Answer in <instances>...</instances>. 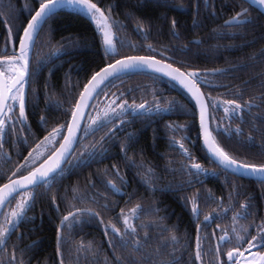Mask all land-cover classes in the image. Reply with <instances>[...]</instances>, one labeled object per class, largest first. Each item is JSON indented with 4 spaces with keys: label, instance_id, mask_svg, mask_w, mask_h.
<instances>
[{
    "label": "snow or ice",
    "instance_id": "snow-or-ice-1",
    "mask_svg": "<svg viewBox=\"0 0 264 264\" xmlns=\"http://www.w3.org/2000/svg\"><path fill=\"white\" fill-rule=\"evenodd\" d=\"M248 6L245 7L244 5ZM65 7H71L77 11L84 12L91 21L96 24V32L100 37L101 47L103 48L104 59L107 61L103 66L93 69L89 78L83 83V89L79 92L78 99L74 101V107L70 105L68 109L64 111V116L69 117L63 123L51 127L48 130L49 119L46 116L40 117V124L45 131L48 132L44 136L43 140L36 143L35 147L28 152V156L24 157L25 163L20 164L15 169L4 168L0 169V182H3L0 186V216L4 217L2 223H0V248H3L5 252L8 251V242L11 235L14 234V230L20 226L22 222H26L30 219L28 212L34 205L38 193V189L45 187L51 189V187L60 182L68 172L73 168H78L90 162L96 155L101 154L107 149L103 146V140L105 138H111L114 135L118 126L114 124V121L119 120L120 124L126 123L122 118L126 115L143 116L155 112H169L177 108L187 111L183 105L177 104L175 101L168 102V106L162 108L160 103L155 102L154 106H148L145 103L139 105L133 103L129 105L128 100L124 98V93H120L119 96L116 93H109L110 87H116L115 81L122 80L123 77L131 73H143L148 71L149 73L159 78L160 76L167 77L171 81L176 82L184 89L190 98L194 101L195 108L199 109V135L203 142V148L205 149V155L209 158L210 162L215 164L217 168L221 170V173H230L235 171L237 173L247 174L258 178L259 183L264 186V146L261 151L256 155L260 157L259 160H249L247 158H240L238 155L233 154L226 150L222 145L219 137L224 135L229 138L232 133L237 136L243 135V129L237 126L235 129L231 127L230 121L232 119H238L242 124L246 123L244 113L248 112L251 115V109L258 105H254L252 101L239 102L237 99H217L210 94L202 91V87L210 86L209 76H224L231 70L243 69L247 65H236L233 69H216L212 73L201 72L191 68L190 65L185 64L183 61H177L171 56H165V52L170 51L167 47L162 48L159 52L152 45H147V51L149 55H123L121 56L120 49L128 47L132 51H139L135 45L126 43L123 40H119L113 29H119L124 27L119 21L113 18L111 6L102 8L98 6V2L93 0H38V8H29L30 18L27 20L26 26H22V34H16L9 26L7 29L8 39L5 42V54L0 57V159L5 163L11 162V156L7 153H3V147L5 136L11 137L17 136V140L21 138L17 135L18 132L26 131L25 122L27 121L26 106L28 89L33 81L35 75L38 74L39 69L36 71L32 67V57L37 47L40 33L43 30L44 25L52 19V17ZM259 9L264 12V0H242L239 5V10H234V15L230 19L224 22L221 28L224 29H243L248 25H255L259 19H264L261 12H257L253 15V11ZM34 12V14H32ZM128 18L133 19L134 16L130 12ZM194 26H199L196 20L193 21ZM177 22L172 21V35L174 39L179 40L180 34L176 31ZM137 31L143 32L144 29L139 20H137ZM214 38L220 39L224 36H231L235 38L239 35V32H227L217 31ZM51 33V29H49ZM8 41L12 42L11 54H8ZM195 43L202 44L203 41H195ZM18 45V46H17ZM119 46V47H118ZM187 46H185L186 48ZM183 49H178L182 51ZM53 55L63 54L60 49H56ZM157 55L160 59H157ZM261 62H264V49L258 54ZM251 57L250 59H255ZM38 63H43L38 61ZM174 64H179L175 66ZM264 75V74H262ZM79 86V82L76 85ZM216 87H222L223 85H215ZM259 87L264 88V80L261 81ZM111 95L115 97L111 101L115 104V108H111L110 111H105L103 117L97 115L93 117L87 112L89 108L95 109L97 104L94 101H98L100 96ZM260 99L264 102V95L254 98ZM121 101V103H117ZM223 110L228 123L225 124L223 120H218L215 113L218 109ZM18 109V114L17 113ZM119 109V110H117ZM87 116L88 123L85 122ZM256 117H253V127L257 131L261 132L264 136V127H257ZM264 124V120L261 121ZM109 124H113V127L109 129L105 137H101V140L95 142L89 147L84 145L83 141L79 139L80 134L83 137H88L97 131L106 128ZM173 132H187V126H168ZM66 131V134H65ZM29 135L32 133L29 131ZM187 136L181 138V142L173 140V146H177L187 163L181 165V170L187 171L191 176L199 177L201 175H208L209 170L203 167L199 162H196L195 157L188 147L185 146L184 140ZM248 142H253L254 137L249 135L247 137ZM135 141L133 134L128 136V144L122 146L125 159L127 160V148L131 143ZM22 142L27 145V137L22 139ZM46 142L52 147L46 151L41 152L40 149L46 145ZM83 146V151H80L76 155H72L75 151L74 146L77 143ZM100 145L97 149L96 144ZM58 144V147L55 145ZM35 153V155H34ZM42 161V162H41ZM38 164V166H37ZM131 166L135 167L134 163ZM139 167H144L140 165ZM116 178L123 184L125 177L121 175L119 169L113 165ZM25 172L27 174H25ZM9 173H11L9 175ZM153 170L151 168L146 169L145 183H151L153 178ZM212 175H218L213 172ZM199 182V181H198ZM192 182L189 181V184ZM107 186L115 192L120 191V187L113 183L112 180L107 181ZM237 185H233L232 191L239 195ZM155 190V189H153ZM168 190H171L169 188ZM77 191V189H73ZM19 197V200L16 198ZM81 202L84 198L80 197ZM208 199H214L209 193ZM231 200V194L229 195ZM251 197L247 199L245 203L239 205L242 210L240 213H236L233 216V220L240 218H247V216L253 213L249 211L252 207ZM185 206L191 203V214L199 221L201 215L198 194L192 198H184ZM16 201L15 207L12 208L13 202ZM52 202L56 204V198H52ZM95 202V201H94ZM217 203H220L217 201ZM74 207V206H72ZM107 210V205H102ZM5 209H9L5 211ZM140 206L132 208L129 212L125 213L121 209L119 218L122 220L123 230L117 227L115 223L109 221L105 223L101 217L100 212L91 208H75L74 211L69 210L67 215H64L59 225L57 226L56 237V254L60 257L59 264H65L63 258L62 249L64 245L68 244L71 230L77 224H83L85 221L82 219L84 216L88 217V221L96 220L100 224L104 225V235L108 237L107 243L113 249L114 253L117 248L128 250L133 253H139L145 247V243L138 238L137 227L132 221L139 218L138 212ZM159 211V209H157ZM227 211V210H226ZM219 216H204V223H196V250L194 256L191 258V264H204L203 256L205 255L204 249L201 244L200 233L203 228L209 226V223L215 219H219ZM166 217L160 218V226L163 225V221ZM141 227H145L141 225ZM150 227V226H149ZM252 225L242 226V231L246 233L245 236L237 235V244H233L232 247L225 252V248L229 244H232L231 238L225 235L219 236V243L217 244L214 256L215 264H264V223L255 225L256 232L252 234L250 228ZM68 231L69 235L65 236L64 232ZM163 232H170V240L173 245L179 244V238L175 235L173 230L167 227H161ZM235 231V229H233ZM223 231V230H221ZM214 235V234H213ZM18 236L17 239H22ZM148 238L147 232H145V241ZM247 244L248 247L241 251V247ZM91 243L87 246L91 249ZM84 245H80L77 248V252L84 249ZM253 249L257 251L253 252ZM24 249H21V255L24 253ZM157 256L160 259H152L150 255L143 256L142 259L146 264H181L182 257L175 255V250L168 252L165 250L161 252L157 249ZM15 246L13 247L12 254L7 259V264H25L23 259L18 260L15 254ZM251 253V259L244 257V253ZM167 257H170L167 258ZM244 257L243 262L241 258ZM115 264H125L120 256H114ZM2 264V262H0ZM30 264V261L28 262ZM105 264L108 261L105 260ZM128 264H139V260L132 258Z\"/></svg>",
    "mask_w": 264,
    "mask_h": 264
},
{
    "label": "trees",
    "instance_id": "trees-1",
    "mask_svg": "<svg viewBox=\"0 0 264 264\" xmlns=\"http://www.w3.org/2000/svg\"><path fill=\"white\" fill-rule=\"evenodd\" d=\"M221 1L223 3L231 2V0ZM93 2H98V6L102 8L111 6L113 18L120 23L129 19L128 13L131 12L134 16L132 20L141 21L142 27L145 29L151 28V32H153L155 28H165L166 31V26H171V24L167 25L162 21L177 19L178 22H180L179 25L182 27L184 34L189 35V37H191L192 34L193 21L196 19L194 17V6L200 4L199 1L196 0H93ZM238 2L240 4L242 1L233 0L232 6L229 7L238 6ZM214 3L215 7L218 9V0H209V9H211ZM171 5L174 6L171 7ZM202 5L204 6V0ZM176 6H188L187 15L179 13L176 10ZM244 6L248 5L245 4ZM29 8H38V0H0V57L5 54L4 50L5 42L8 39V27L10 26L14 33L22 34V26H26L27 20L30 18ZM226 8L228 7L222 9L224 11L223 15L217 10V17H213L211 11L202 17L199 15L197 20H200L204 24L205 37L200 50L205 52V57L202 64L193 56H189L186 60L194 65H201L202 68L210 70L218 68L233 69L236 65H247V67L243 69L229 71L228 73L230 74L235 73L233 79L221 76L220 82L222 84H230L231 86V83L235 81L236 85L238 83L242 84L245 81H248L249 85L250 81L251 88L249 89V99L254 105H258V107L254 106L251 109V115H249L248 112L243 114L246 123L242 124L238 119H232L230 121L233 129L237 126L243 129L242 136H237L235 133H232L229 138L221 135L219 139L226 150L238 155L240 158L259 160L260 157L256 154L259 153L262 146H264V136L253 127L252 121L253 117H256L255 123L257 127H264V124L261 123V121L264 120V102L260 99H254L264 95V88L259 87L260 83L258 80L252 79L261 71H264V62H261L258 57V54L264 49V19H259L258 17L257 24L248 25L245 29L241 30V33L235 38L227 37L221 40L216 39L214 38L216 36L214 30L218 31L222 29V21L230 16L228 15L230 10ZM257 12V10H254L253 15H256ZM32 14H34V12ZM220 17H224V19ZM49 29H51V33H49ZM56 49H60L63 54L53 55L52 53ZM11 50L12 42L8 41V54H11ZM127 52L128 51L125 50L122 54L126 55ZM131 54L132 53H129L127 55ZM251 57L256 58L250 59ZM38 61H42L43 63H38ZM105 63H107V61L104 59L103 48L101 47L100 37L96 32V26L85 14L73 9H64L55 14L48 24L44 25L32 57L33 70L36 71L39 69V71L38 74L34 76L30 88L27 90L29 124H31L35 132H37V136L35 137L37 138L36 140L44 138V136L48 134L40 124V117L43 115L49 119V131L51 127L58 123H63L66 119H70V116H64V111L68 109L70 105L74 107V101L78 99L79 92L83 89V83L90 77L92 70L103 66ZM132 74L137 73H131L129 75ZM236 76L238 80H236ZM216 78L218 79V77ZM78 82L79 86L77 87L76 85ZM230 86L224 91H228ZM240 87H242V85ZM110 88L112 89V87ZM154 90L151 81L141 79L129 80L119 85L112 92L116 93L117 91V93L122 92L125 94L129 92L132 94L139 93L137 99L147 101L150 99V95H153ZM94 103L97 104L95 109L98 112L101 109H105L108 105L103 95L99 97L98 101H94ZM141 103H145L148 106H154L155 104V102H135V104ZM159 103L160 105L164 104L168 106V102ZM176 103L185 106L188 110L184 111L179 108L175 110H178L180 113H188V116L183 119L184 121L180 119L175 120L173 117H170V123L175 125L174 121H176L180 125L187 126V133L195 141L196 151H201L204 154V165L206 168L212 167L214 172L218 173V175H214L211 180L205 183L203 204L205 212L207 211L208 213L214 214V216H219L220 218L216 219L215 222L228 230V234L231 236L232 241V244L228 245L230 249L233 244H237V235L247 238L246 233L242 231V226L252 225L250 231L252 234H255V225L264 223V186L258 181L239 178L230 173H221V170L206 157L205 149L203 150L201 147L200 135L198 132L199 120L194 104L192 102H187L186 105L183 102ZM91 110L92 108H90L89 112H91ZM215 115L218 120H223L225 124L229 122L222 108L218 109ZM152 120L153 119L147 115H145L144 118H132L127 128H129L131 134L134 136L138 134L139 143L136 144L135 148L137 147L140 149L141 153H145L147 158H149L150 155L156 158V164H158L157 172H160L163 178H166L174 185L176 181L178 182L183 178L186 171L181 170V168H176L175 165L169 164L168 158L164 159L152 149L154 144H156L155 146L158 152H162L159 149V146H162L161 142L157 140L155 143L152 142V133L154 134L157 132L160 134V132L163 131L162 125L155 130V128L152 127ZM101 131L102 130L95 132L94 135H100ZM249 135L254 137L253 142H248L247 137ZM128 136L129 135H127L126 143L128 142ZM97 138L101 140V136ZM80 140L83 141L84 145H87L86 137L82 136ZM80 151H83V146L78 142L74 154H78ZM135 153L136 150L134 155ZM169 156L175 157L173 154H169ZM148 164L149 163L146 165ZM104 176V167L101 166L98 161L92 162L91 165L86 163L78 168H73L61 180L60 194L64 196L86 195L87 188L89 187L87 181L90 178H102ZM233 185L239 186L238 196L236 192L232 191ZM73 189H77V191H73ZM209 193H211L214 199H208ZM230 194L232 197L231 200L229 199ZM249 197L252 198V207L249 211L253 214L247 216V218L233 220V216L242 211L239 205L245 203ZM163 200L164 202H159L158 198L155 202L156 207L159 208L161 212L156 216V232L152 235L147 233L148 238L145 241L148 246L147 252H149L147 255H150L152 259H160L161 257L157 256V249H160L161 252L165 250L172 252L175 250V255L182 257L183 261L181 260V264H191V258L194 256L196 250V246H191V244H195L193 240L196 234L194 232L192 236V232L190 231H179L175 233L179 238V244L173 245L170 240V232H159L162 231L161 227L168 226V221L166 222V219L163 221V225L160 226V218L165 217L164 214L166 212L164 210L166 209L168 213L174 212V217L179 220L181 219L180 221L183 222L182 224L186 223L187 226V222L189 221L187 215L184 213L183 209L180 208L175 198L164 196ZM217 201L222 202V205L217 203ZM233 229H235V231ZM213 232L214 230H212V228H205L204 230V264H215L214 251L218 242L216 243L213 239ZM45 234L48 237L44 250L48 255H53V228L49 226ZM247 247L248 245L244 244L241 250ZM64 254L68 258L66 264H71L70 261L74 258L73 252L66 251ZM111 258L112 256L110 255L109 259ZM167 258L170 259V257Z\"/></svg>",
    "mask_w": 264,
    "mask_h": 264
},
{
    "label": "flooded vegetation",
    "instance_id": "flooded-vegetation-1",
    "mask_svg": "<svg viewBox=\"0 0 264 264\" xmlns=\"http://www.w3.org/2000/svg\"><path fill=\"white\" fill-rule=\"evenodd\" d=\"M199 1L200 4H196L194 6V17L196 18V22L199 26H194V23L192 24V34L191 37L189 35L184 34L182 27H180L177 19L172 20H164L162 22H165V24L171 26H166L165 28H155L153 32H151L150 29H144L143 32H139L136 30L137 28V20L127 19L121 22V24L124 26L122 28L113 29V32L115 33V36L119 40H123L126 43H131L132 45H135L137 49H140L139 51H132L130 48L125 47L120 49V53L122 54L125 50H127V54L132 53L131 55H149L147 51V45H152L154 48L157 49V52H159L162 48L167 47L170 49V51L165 52V56H171L177 61H183L185 64L190 65L191 68L196 69L201 72H207L211 73L216 69H205L202 68L201 65H194L190 63L188 60H186L189 56H193L194 58L198 59L200 63L202 64V61L205 57V52L203 50H200V47H202V44H197L195 41H204V24L200 20L198 21V17H202L203 15H207L210 11L213 17H217V10L221 13V15L224 14V11L222 9H225V7H228L226 9H229L230 12L228 15H230L227 19L222 21V25H224V22L231 18L232 15H234V10H239L238 6L240 5L238 2V6L236 7H229L232 6L233 0L231 2H222L221 0H218L219 6L218 9L215 7V3L209 9V0H204V6L202 5L203 0H196ZM206 1V2H205ZM217 1V0H215ZM242 1V0H241ZM174 5H171V7ZM176 10L181 13L182 15H187L188 12V6H176ZM247 7V6H245ZM238 8V9H236ZM216 9V10H215ZM257 10V9H256ZM258 11V10H257ZM259 12V11H258ZM262 14V13H261ZM263 15V14H262ZM222 18V17H220ZM219 19V18H217ZM224 19V17L222 18ZM175 20L177 22V28L176 31L180 34V39H174L172 35V21ZM183 20V19H182ZM180 20V21H182ZM141 22V21H140ZM184 26V25H183ZM245 29V28H243ZM243 29H220L218 31H227V32H239L241 33V30ZM166 32V33H165ZM143 34V35H142ZM189 37V38H188ZM231 36H224L223 38H227ZM222 38H220L221 40ZM185 46H187L185 48ZM119 47V46H118ZM218 47V46H216ZM220 48V47H219ZM178 49H183L182 51H178ZM126 54V55H127ZM123 55V54H122ZM121 55V56H122ZM157 59H160V56L157 55ZM175 66H179V64H174ZM223 69V68H218ZM264 71H261L259 74H257L255 77H253L252 80H258L259 83H261L262 80H264ZM225 77H229V79H233L235 77V73H227L224 75ZM218 77V79L216 78ZM237 77V76H236ZM149 80L153 84L154 87V93L153 95H150V99L147 101H142L137 99L139 93H124V98L128 100L129 102H183L185 105L187 102H192L190 97L188 96L187 92L182 89L179 84L171 81L167 77L160 76L159 78H156L151 73H137L132 75H127L122 78V80L115 81L116 87L109 88V93H112V91L117 88L119 85L126 83L129 80ZM238 80V77L236 78ZM210 86L202 87V91L205 93L210 94L212 97L217 99H237L239 102L244 101H251L249 99V89L251 88V83L249 81H245L242 84H235V82L230 84H222L221 76H209ZM215 85H223L222 87H216ZM242 85V87H240ZM230 86V89L228 91H224L228 89ZM120 93H117L116 95L119 96ZM106 98V102L108 105L105 107V109H101L99 111H110L111 108H115L116 105L112 104L111 101L115 99V97L111 96L110 94L108 96H104ZM259 97V96H258ZM121 102V101H117ZM132 103H129L131 105ZM139 105V104H137ZM147 105V104H146ZM162 108L167 107L164 104L160 105ZM119 110V109H117ZM97 112L96 109H92L91 112H89L91 115L95 114ZM18 114V109L17 113ZM26 115H27V121L25 122V128L26 131L18 132V136L21 138L20 140H17V136L13 135L11 137L5 136V143L3 147V153H7L9 156H11V162L5 163L4 160L0 159V169L4 168H11L15 169L20 164H24L25 160L24 157L28 156V152L32 150V148L35 147L36 143L43 140V138H40L39 140H36L35 138L37 136V132H35L34 128L31 124H29V114L27 111L26 106ZM148 117L153 119L152 127L157 130L161 125L163 127V131L158 134L154 130V134L152 133V142L155 143L156 140L160 141L162 146H159L160 151L158 152L156 148V144H154V151L158 153L161 157L164 159H167L169 161V164L175 165L176 168H181V165L184 163H187L185 157L181 153V151L177 146H173V140L176 142H181V138L183 136H187V139L183 142L185 143V146L190 149L193 156L196 159V162H199L203 167L206 168V166L203 163L204 154L201 151H196L195 149V141L189 136L187 132H173L168 126L171 125L173 127L175 126H184L180 125L178 122H175V125L171 124L169 119L170 117H173L175 120H181L187 118L188 113H180L178 110H173L169 112H155L153 111L151 114H146ZM143 116H137V115H126L122 119L126 121L123 125L120 124L119 120L114 121V124L118 126L117 130L115 131L114 135H111V138H105L103 140V146L106 151H103L101 154L96 155L90 162H88V165H91L92 162L98 161L101 166L104 167L105 176L102 178H90L87 181V185L89 186L87 188V194L83 196H76V195H61V188H60V182L53 185L51 189H47L45 187H41L38 189V193H42L37 195V199L32 206L31 210L28 212V217L30 219L26 222H22L18 228L14 230V234L11 235V238L8 242V251L5 252L3 248H0V262L2 264H7V259L10 257L13 251V247L15 246V254L18 260L23 259L25 261V264H28L30 261V264H59L60 257L56 254V237H57V226L60 223L61 218L64 215L68 214L69 210L74 211L75 208H91L95 211L100 212L101 217L105 221V223H108L109 221L116 224L117 227L121 228L123 230V224L122 220L119 218V214L121 209L125 211V213L129 212L132 208L136 207L137 205L140 206V211L138 212L139 218L132 221L133 224L137 227L138 232V238L141 239L143 243H145V247L142 249L139 253H133L130 249L124 250L117 248L115 250V253L113 249L108 245L107 240L108 237H105L104 235V225L100 224L96 220L88 221V217L84 216L82 219L85 221L83 224H77L72 230L71 235L69 236V242L68 244L64 245L62 252H63V258L66 262L68 261V258L64 254L66 251H72L74 254V258L70 261L71 264H105V260L108 261V264H115L114 256H120L122 260L125 262V264H128V262L132 258H136L139 260V264H146V262L142 259L143 256H146L148 250H147V243L145 242V236L144 233L147 232L150 235L154 234L156 232L155 224H156V216L158 213L161 212L159 208L156 207L155 202L159 198V202H164L163 197H173L176 199L178 205L180 208L183 209L184 213L187 215V218L189 221L187 222L188 225L182 224L183 222L179 219H176L174 217V212L168 213L167 209L164 210L166 213L164 214L166 217V222L168 221L167 228L170 230H173L175 233L181 231V232H192V236L195 232L196 233V223H200L203 225L204 223V216L210 215L214 216L212 213L205 212L203 200H204V193H205V183L208 182L213 178L214 175L212 173L214 172V169L212 167L207 168L209 170L208 175H201L199 177L191 176L187 173L183 175V178H181L178 182L176 181L173 185L170 181H168L166 178H163V175L160 174V172H157L158 164H156V158L152 157L151 155L149 158L145 156V153H141L140 149L137 147L135 148L136 144L139 143V137H135V141L131 143L130 147L127 148V157L128 159H125L124 152L121 150L122 146L126 143L127 135L131 134V131L129 128H127L130 124V120L132 118H144ZM90 121L86 118V123ZM113 127V124H109L106 128L102 129L100 135H94L91 134L88 137H86L87 145L91 147V145L95 142H98L100 139H98V136L105 137L106 133L109 132V129ZM29 131L32 133V135H29ZM83 134L81 133L82 137ZM24 137H27L28 143L25 145L22 142V139ZM35 138V139H34ZM201 141V138H200ZM58 147V144L55 145ZM52 145L48 144L46 142V145L43 146L40 151L46 152L48 151ZM97 149L100 148V145L96 144ZM201 147L202 142H201ZM163 149V150H161ZM136 150V153L134 155V152ZM204 150V148H203ZM153 153L155 154V152ZM75 152V151H74ZM133 152V153H131ZM74 154V153H73ZM72 154V155H73ZM170 155H174L175 157H170ZM35 155V153H34ZM76 155V154H74ZM42 162V161H41ZM134 163L136 166L133 167L131 164ZM149 163L148 165H146ZM113 165H115L121 175L125 177V182L121 184V182L116 178L115 176V170L113 169ZM140 165H143L144 167H139ZM38 166V164H37ZM151 168L153 170V178L151 180V183L146 184L144 181L147 179L146 176V169ZM11 173H9L10 175ZM25 174H27L25 172ZM112 180L113 183L117 184L118 187H120L119 192L113 191L111 188L107 186V181ZM189 181L192 183L189 184ZM199 181V182H198ZM3 182H7L4 180ZM3 182H0V186ZM171 188V190H168ZM155 189V190H153ZM198 194L199 198V206L201 215L199 217V221L196 220V218L191 214V203H188L187 206H185V200L184 198H192L193 196ZM56 198V204L54 205L52 202V198ZM80 197H83L84 200L81 202ZM16 200H19V197L16 198ZM95 201V202H94ZM16 201L13 202L12 208L15 207ZM102 205H107L108 208L105 210ZM220 205H222V202H220ZM74 206V207H72ZM159 209V211H157ZM9 209H5V211H8ZM173 218V219H172ZM187 219V220H188ZM4 220L3 216H0V223H2ZM216 219L209 223V226L205 228H212L214 230L213 232V239L216 241V243H219V236L227 234L228 237L231 238L228 234V230L221 227L220 224H217ZM141 225L145 227H141ZM53 228L54 230V241H53V255H48L47 252H45L44 247L46 244L47 235L45 234L46 229L48 227ZM150 226V227H149ZM189 228V230H188ZM200 233L201 236V244L204 249V242H205V234L204 230ZM223 230V231H221ZM162 233H166L163 231H159ZM22 239L18 240L17 237L21 236ZM160 234V233H158ZM65 236H68L69 233L66 230L64 232ZM195 241V244H191V246H196V237L193 240ZM91 243V249H88V245ZM80 245H84V249L77 252V248ZM24 249L23 255H21L20 250ZM111 249V250H110ZM246 249V248H245ZM229 250L228 246L225 248V252ZM241 251H244L242 249ZM257 251V249L253 250V252ZM112 256L111 259H109V256ZM248 259H251L250 253L248 254ZM183 261V260H182ZM204 261V256H203ZM199 263V262H198ZM197 263V264H198Z\"/></svg>",
    "mask_w": 264,
    "mask_h": 264
},
{
    "label": "water",
    "instance_id": "water-1",
    "mask_svg": "<svg viewBox=\"0 0 264 264\" xmlns=\"http://www.w3.org/2000/svg\"><path fill=\"white\" fill-rule=\"evenodd\" d=\"M64 9H73V8H71V7H65V8H63V9H60L57 13H59V12H61L62 10H64ZM73 10H75V9H73ZM259 12H261V10H259V9H257ZM75 11H77V10H75ZM78 12H80V13H83V12H81V11H78ZM56 13V14H57ZM263 15H264V12H261ZM83 14H85V13H83ZM86 15V14H85ZM87 16V15H86ZM143 73H149L148 71H145V72H143ZM212 73V72H211ZM176 83V82H175ZM188 94V93H187ZM188 96L190 97V95L188 94ZM191 99V98H190ZM192 100V99H191ZM192 103L194 104V101L192 100ZM90 109V108H89ZM89 109L87 110V112L89 111ZM196 110H197V114H198V120H199V109L198 108H196ZM85 119H86V117H85ZM66 134V133H65ZM81 135V134H80ZM80 138V137H79ZM201 142H202V139H201ZM77 145V144H76ZM76 145L74 146V148H76ZM202 145H203V142H202ZM230 174H232V175H235V176H237V177H239V178H243V179H247V180H254V181H258L259 182V180H258V178L257 177H255V176H251V175H247V174H242V173H237V172H235V171H232V172H230ZM2 186V185H1ZM253 250H255V249H253ZM252 250V251H253ZM248 252H245L244 253V257H246V258H248ZM244 257H242L241 258V262H243V259H244Z\"/></svg>",
    "mask_w": 264,
    "mask_h": 264
},
{
    "label": "rangeland",
    "instance_id": "rangeland-1",
    "mask_svg": "<svg viewBox=\"0 0 264 264\" xmlns=\"http://www.w3.org/2000/svg\"><path fill=\"white\" fill-rule=\"evenodd\" d=\"M82 12V11H81ZM84 13V12H83ZM95 24V23H94ZM95 26H96V24H95ZM105 111H107V110H105ZM105 111H97L95 114H92V116L93 117H96L97 115H100L101 117H103V115H104V112ZM88 120V119H87ZM250 256H251V253H250Z\"/></svg>",
    "mask_w": 264,
    "mask_h": 264
}]
</instances>
